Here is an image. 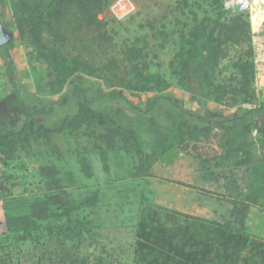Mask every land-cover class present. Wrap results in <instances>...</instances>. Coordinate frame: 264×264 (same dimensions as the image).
Segmentation results:
<instances>
[{
	"label": "rangeland",
	"instance_id": "374dc122",
	"mask_svg": "<svg viewBox=\"0 0 264 264\" xmlns=\"http://www.w3.org/2000/svg\"><path fill=\"white\" fill-rule=\"evenodd\" d=\"M9 1L0 0V9L13 32L9 51L21 87L34 99L60 102L66 82L21 37ZM221 2V21L239 12L253 16L254 97L264 100V0H252L250 10ZM217 15L210 0H110L102 14L103 31L110 38L85 35L83 40L76 33L69 35L65 50L87 63L88 75L99 79L107 91L119 88L143 106L153 93L131 91L132 65L125 54L131 44L143 45V61L162 80L163 91L173 92L192 110L205 105L231 113L251 103L243 96L219 102L212 93L205 99L188 94L171 68L180 31ZM248 46L236 45L222 60L219 78L237 76L235 63ZM4 52L0 49L1 121L12 118L11 109L17 105L6 79ZM73 102L71 109L61 106L49 119V132L39 130L37 121L28 132L29 140H17L9 158L4 159L0 150V264H65L72 256L81 264H132L137 225L142 211L152 204L206 223L234 219L237 204L246 207L247 232L264 241V153L257 131L250 136L254 161L249 170L234 165L220 137L191 140L180 148L173 136L159 135L156 157L145 172L119 130L73 127ZM250 192L256 201L250 202Z\"/></svg>",
	"mask_w": 264,
	"mask_h": 264
},
{
	"label": "trees",
	"instance_id": "16d2710c",
	"mask_svg": "<svg viewBox=\"0 0 264 264\" xmlns=\"http://www.w3.org/2000/svg\"><path fill=\"white\" fill-rule=\"evenodd\" d=\"M210 1L219 15L205 16L190 30L180 31L171 68L179 87L188 94L205 99L212 93L219 102L227 97L236 101L243 96L251 103L231 113L205 105L192 110L173 92L163 91L162 80L156 79L143 61L145 46L137 43L131 44L125 54L132 65L131 91L153 93L143 106L119 88L107 91L99 79L88 75V64L65 50V45L69 35L76 33L83 40L85 35L110 38L103 31L102 16L110 0H10L21 37L28 39L36 55L62 77L67 90L60 102L34 99L18 81L15 60L9 51L12 40L0 47L5 50L2 56L6 79L17 101L11 109L12 118L3 121L0 118V150L5 153L4 159L14 152L17 140H29L28 132L35 129L37 121L39 130L49 132V119L59 114L61 106L71 109L74 101L71 125H100L119 130L136 151L145 172L156 157L159 135L173 136L180 148H186L191 140L220 137L234 165L249 170L254 161L250 140L254 131L262 137L264 153V100L254 97L253 16L239 12L221 21V0ZM67 28L70 30L63 32ZM244 43L249 46L237 58V76L219 78L222 60L236 45ZM247 197L250 202L257 200L251 192ZM245 211L246 207L238 208L235 204L234 219L206 223L157 204L149 205L137 225L132 264H264V241L247 232ZM73 257L64 263L81 264Z\"/></svg>",
	"mask_w": 264,
	"mask_h": 264
},
{
	"label": "water",
	"instance_id": "95a60500",
	"mask_svg": "<svg viewBox=\"0 0 264 264\" xmlns=\"http://www.w3.org/2000/svg\"><path fill=\"white\" fill-rule=\"evenodd\" d=\"M12 38L13 32L6 28L0 9V47L11 41Z\"/></svg>",
	"mask_w": 264,
	"mask_h": 264
},
{
	"label": "built area",
	"instance_id": "2783aa9c",
	"mask_svg": "<svg viewBox=\"0 0 264 264\" xmlns=\"http://www.w3.org/2000/svg\"><path fill=\"white\" fill-rule=\"evenodd\" d=\"M225 5L228 8H235L237 10H250L252 7V0H225Z\"/></svg>",
	"mask_w": 264,
	"mask_h": 264
}]
</instances>
